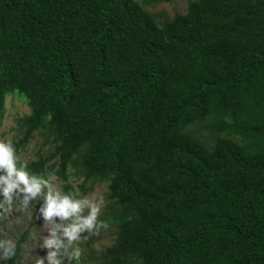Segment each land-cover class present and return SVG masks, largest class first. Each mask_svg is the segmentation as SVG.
<instances>
[{
    "label": "trees",
    "instance_id": "trees-1",
    "mask_svg": "<svg viewBox=\"0 0 264 264\" xmlns=\"http://www.w3.org/2000/svg\"><path fill=\"white\" fill-rule=\"evenodd\" d=\"M9 96L30 109L14 146L51 139L30 177L57 176L69 201L107 184L114 242L80 264H264V0L172 18L138 0H0V126Z\"/></svg>",
    "mask_w": 264,
    "mask_h": 264
},
{
    "label": "rangeland",
    "instance_id": "rangeland-1",
    "mask_svg": "<svg viewBox=\"0 0 264 264\" xmlns=\"http://www.w3.org/2000/svg\"><path fill=\"white\" fill-rule=\"evenodd\" d=\"M138 1L147 11L164 18H172L176 14H183L190 0H173L168 3H155L153 0ZM29 114L30 109L22 98L18 96L7 97L0 126V140L13 143L19 163H31L52 149L51 139L46 142L45 136L40 132H35L23 148L14 146L23 138L19 121L27 118ZM201 132L203 131L201 130ZM0 175H6V172L0 170ZM82 180L73 178L69 183L81 185ZM38 182L41 191L35 197L20 191L24 187L21 184L19 188L13 189L10 204H5V197L2 192L5 185L0 183V204L4 205V208H0V238H11L15 243L24 238L21 258L17 264H37L39 259L43 260V264H53V260H60L62 264H80L81 257L97 256L113 244L115 239L113 227H108L94 235L89 234L87 228H80L76 233V239L69 242L67 237L63 235V229L82 223L90 211V206L83 205L80 210L70 213L66 218L56 215L46 218L43 214L46 208V197L52 195L58 202L63 200V192L60 187L63 182L55 175H51L49 179H46V182ZM71 198L70 202H79L85 199L92 201L102 198L104 204L101 211L110 204L107 199L106 183L87 182L85 188L83 190L78 189L77 195H73ZM8 208H11V211ZM46 239L59 240L67 247L68 254H65V247L59 249L55 245L48 247L44 243ZM74 249H79L78 258L72 254ZM49 253H56L53 260L48 259Z\"/></svg>",
    "mask_w": 264,
    "mask_h": 264
},
{
    "label": "clouds",
    "instance_id": "clouds-1",
    "mask_svg": "<svg viewBox=\"0 0 264 264\" xmlns=\"http://www.w3.org/2000/svg\"><path fill=\"white\" fill-rule=\"evenodd\" d=\"M18 164L19 168L17 167ZM26 167V163L18 162V157L16 156L12 142L0 140V170L6 172V175H0V183L5 185L2 189L5 204H10L13 189L19 188L21 184L24 187L20 191L29 193L33 197L40 193V183L35 177L29 176L28 172L25 171ZM103 204L104 201L102 198L92 201L85 199L79 202H70L65 198L58 202L52 195H48L46 197V208L43 214L46 218H50L53 215L66 218L70 213L80 210L83 205H89L90 211L86 218L82 220V223L63 229V235L71 242L76 239V233L80 228H87L89 234L94 235L98 234L101 229H107L109 227L107 222L98 220V215L101 212ZM0 208H4V205L0 204ZM8 210L11 211V208H8ZM53 236H55V233H53ZM44 243L48 247L55 245L57 249L65 247V254H68L67 247L57 239H46ZM72 254L78 258L80 254L79 249H74ZM55 255L56 253H49L48 259L53 260ZM15 256L16 243L14 240L11 238H0V264H5L10 259L13 260ZM37 264H43V260L39 259ZM53 264H62V262L60 260H53Z\"/></svg>",
    "mask_w": 264,
    "mask_h": 264
}]
</instances>
